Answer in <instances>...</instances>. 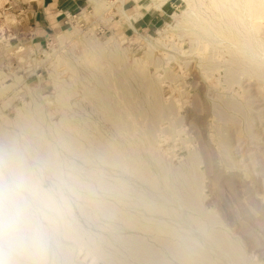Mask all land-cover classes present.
I'll return each mask as SVG.
<instances>
[{
    "label": "bare ground",
    "instance_id": "6f19581e",
    "mask_svg": "<svg viewBox=\"0 0 264 264\" xmlns=\"http://www.w3.org/2000/svg\"><path fill=\"white\" fill-rule=\"evenodd\" d=\"M156 1L163 4L166 0ZM183 1L185 7L173 14V22L158 30V37L140 41L147 49L137 58L127 55L115 35L102 42L93 30L83 33L73 29L74 25L59 32L57 39L63 46L81 35L74 45L80 52L63 51L51 62L34 59L38 65L49 61L51 82L58 90L53 98L41 91L42 86L32 88L18 74L6 73L0 66V94L11 76L16 87L23 85L18 94L30 97L17 106L14 122L20 127L23 143L33 145L37 154L32 157L40 168L48 167L58 187L55 192V188L43 186L44 179L35 176L27 163L29 157L22 152L26 146L10 129L0 126V177L9 183L10 176L19 186L11 190L0 185L2 264H67L71 254L54 253L52 248L63 246L56 237L65 216L61 206H67L73 196L87 207L82 215L90 228L105 224L99 242L114 251H101L92 237L74 236L70 228L65 229V237L76 239L104 264H254L228 232L220 214L204 204L207 171L201 170V165L211 169L206 160L209 155L204 157L202 149L188 145V154L181 161L162 148L165 133L175 139L186 131L179 99L169 90L166 93L164 85L177 78L170 65L177 58L168 53L164 61L156 58L155 52L171 46L172 35L191 39L202 78L218 100L211 119L215 144L232 158L234 112L247 120L245 142L250 151L251 138L261 142L251 133L255 118H249L248 110L252 111L253 103L249 101L247 109L237 97L242 96L244 81H249V86L259 85L258 101L264 99V0ZM120 39L128 41L126 34ZM85 52L92 58H84ZM63 64L68 65L66 72L59 70ZM150 65L156 67L155 73L150 72ZM160 69L163 77L158 75ZM112 70H116L123 91L118 99L109 80ZM254 95L251 93L250 99ZM199 99L197 94V111H203ZM51 105L63 112L56 121ZM263 113H259L258 123H262ZM250 159L264 166L258 158L250 155ZM250 165L246 176L251 179L255 176ZM36 215L52 223L44 244L25 241Z\"/></svg>",
    "mask_w": 264,
    "mask_h": 264
},
{
    "label": "rangeland",
    "instance_id": "374dc122",
    "mask_svg": "<svg viewBox=\"0 0 264 264\" xmlns=\"http://www.w3.org/2000/svg\"><path fill=\"white\" fill-rule=\"evenodd\" d=\"M6 1L7 0H0V12L3 9L2 7L5 6ZM177 4L178 7L173 13H171V16L161 26L151 31H135L133 29L127 30L126 28H123L121 26L115 27L116 25H109V32L106 34H100L96 29L98 24H94L90 28L83 30V33H90L94 31L96 37L100 38L99 40L102 42L115 35L114 38L119 40L122 43V46L126 48L127 55L130 56V58H137L142 56L147 49L145 43L140 41H142L144 37H158V30L165 27L167 23L173 22V14L180 11L181 8L185 7L186 5L183 0H178ZM6 9L7 8L5 7L2 10L3 14L0 13V41H2L1 43H5L7 45L8 48L5 49L8 50V54H11L13 58L14 56L21 55V60H19L18 62L0 61V66L6 73H9L11 75L18 74L20 77H22V81L32 88L42 86L41 91L43 90L44 93H47L50 97L52 96L53 98L54 95L57 94L58 90L51 82V77L48 70L49 61L38 65L34 62V59L43 61L48 58V60L51 59V62L52 60L56 59L58 55L61 56L66 51L74 49L79 53L80 49H78L74 45L75 43H77L81 35L76 36L63 46L59 44L57 34L61 31L66 30L67 27H61L59 24L61 29L57 31L55 36L52 37V39L49 41V45L42 48L40 52L35 53L34 50L31 49L29 43L15 45V41L19 39L18 36L16 37V39H10L9 34H5V29L7 27L12 29V32H14L15 34H17L18 28V16L16 15V11H14V9ZM93 20L94 15L93 17L92 15L87 16L88 22H92ZM69 28H73V26ZM77 28L80 29L77 26L73 29L76 30ZM122 34H126V38H128L127 42H123L120 39V36ZM262 37L264 38V28ZM171 40V46L166 49L159 48L155 52V55L156 58L160 57L164 61H167L165 57L168 53L177 58L176 61L170 63V65L173 66L174 71L176 70L175 73L178 74L177 78L175 81L165 82L164 85L168 87L165 90L166 93H169L170 91V95L179 99V104L182 106L181 114L184 118V129L186 133L182 136H177L175 139H173L172 135H170L169 133H165L166 135L162 136L161 138V140L163 139L161 141V144L163 146L162 148L169 152V156H173L178 160L181 159V161L184 160V158L188 154V145L194 146L197 149L200 148V150L202 149L201 152H203L204 157L205 155L206 157L209 155L207 157L208 159L206 160L210 161L211 169L208 170L206 169L205 165H201V170L207 171L206 178L204 179V194L206 195L204 204L207 208H211L212 210H215L220 214L225 225L227 226L228 232H231L232 237L239 241L247 257L254 264H264V166L262 167L261 163L257 164V166L254 164L256 160L250 159V155H252L255 158H258L259 162H262V164L264 165V118L262 123H258V120H256L259 119V113L264 112V99L262 101H258L257 94L259 93L256 92L259 85L251 84L249 86V81H244L245 85L242 90V96L237 98L238 101L247 104V109L250 108V106L248 105L249 101L253 103L252 111L250 109L248 110V112L250 113L249 118H255V126L251 129V133L252 135L257 136V138H260L259 141L261 142L258 143V140H256V138H251V150L248 151L247 142H245V140H247V120L246 118L244 119V115L231 112V114H234V117L236 115V118L238 119L232 118L231 121L234 128L231 132V147L233 153L232 158L229 159L226 157V155H224V153L222 154L221 149L215 144L212 137L211 119L212 117L214 118V116L212 115L213 108L215 102H217L218 100L214 98V96L216 95L215 91H213V89H210V87L206 82H204L202 78L201 68L199 65L197 66V51H195L193 43L188 36L180 38L177 35H172ZM11 44L15 46L12 47ZM142 44L144 45L142 46ZM22 48H25V50L22 51ZM179 50L185 51L179 53ZM33 53L35 54L33 55ZM29 54L31 55V57H29ZM83 55V57L86 59L92 58L91 55H89L87 52H85ZM107 67H109V64H107ZM67 69L68 65L63 64L59 70L66 72ZM149 69L151 73L156 72V67L153 65H150ZM162 74L163 71L160 69L158 75L163 77ZM109 80L114 86V89L112 90L115 97L118 99V97L123 95V91L119 88L116 70L111 71ZM14 82L15 80L13 77H7L4 84L6 86V89H3L2 93L0 94V126L4 127L7 130L10 129V132L16 134L17 138L19 139V143L22 142V145H25L23 143V134L20 132V127H18L14 121L16 120L17 106H22L23 102L28 101L30 97L24 95L23 93L18 94V92L21 91V87L23 85L17 84L18 86L16 87ZM197 82L199 86H197ZM116 85H118V87ZM252 89L253 91L251 92ZM251 93H255L252 99H250ZM197 94L200 95L199 101L203 106V111H197ZM21 97H23L24 99H22ZM260 99H262V97ZM7 102H10V104H7ZM237 103L235 105L238 106L239 104ZM50 110L51 113L55 114V116H53L55 121L60 119V116H62L63 114L62 111L59 112L57 110L56 105H51ZM7 119H10L12 122H7ZM197 128L198 130H196ZM200 144L203 145L200 146ZM25 146L26 147H23L24 151L22 150V152L24 155L29 157V159L27 158V163L32 165L35 171V176L37 178L44 179L43 186H45L46 189L55 188L54 191H58V187L57 185H55L53 176L49 175L48 173V167L41 165V167H43L44 169L40 168V163L38 162V160L32 157L37 154L36 151L33 150V145L27 144ZM204 152H206V154ZM247 165H250V168L252 167V170L254 172L253 175L255 177L251 179L249 176H246V168H248ZM254 168H256V170H254ZM7 178L10 184L6 183L3 177H0V185L2 184L1 186L8 189H11V187L14 186L12 187V189L15 188L18 190L19 186L12 183V178L10 176H8ZM63 192L68 196H73L72 194L70 195V192H67V190H64ZM27 194L28 196H30V193ZM72 198L73 200H70L67 206H61V209L64 211L65 216L60 220V227H62L60 232L56 233L57 241L59 243L61 242V245L63 244L64 247L59 246V249L53 247L52 251L59 254L65 251L70 253L71 255L69 257V260L67 261V264H104V261L102 259L94 254L89 253L87 249L76 239H74L73 237H65V229L70 228L72 231H74V236H83V238H87L89 236L92 237L94 242L100 246L101 251L108 253L114 251L109 247L103 246L99 242V235H103L105 233V230L103 228L106 227L105 224H101V220H99V224H101L100 227L90 228L84 216L82 215L84 207H87L83 206L82 201H78L77 203V199L75 198V196H73ZM29 200L32 204L37 203L32 199ZM44 224L46 229L48 231L51 230L50 232H52V229L50 227L52 223H49L46 219H44ZM75 232L77 235H75ZM50 240L53 241L54 239L51 238Z\"/></svg>",
    "mask_w": 264,
    "mask_h": 264
},
{
    "label": "crops",
    "instance_id": "0c3cea01",
    "mask_svg": "<svg viewBox=\"0 0 264 264\" xmlns=\"http://www.w3.org/2000/svg\"><path fill=\"white\" fill-rule=\"evenodd\" d=\"M109 2L112 4V14L106 12L105 3L108 6ZM177 3L178 0H166L163 4L156 0H7L2 8L12 7L16 15H23L17 28L21 40L19 44L29 43L36 53L46 46L48 38L52 39L61 29L59 21L64 14L84 13L90 10L95 21L107 24V27L116 25L115 27L121 26L127 30L151 31L161 26L171 16L178 7ZM16 44L18 45L17 42ZM15 45L11 44L12 47ZM5 48H0V61L21 60V55L13 58Z\"/></svg>",
    "mask_w": 264,
    "mask_h": 264
},
{
    "label": "built area",
    "instance_id": "2783aa9c",
    "mask_svg": "<svg viewBox=\"0 0 264 264\" xmlns=\"http://www.w3.org/2000/svg\"><path fill=\"white\" fill-rule=\"evenodd\" d=\"M11 9H12V7H7L6 10H11ZM112 11H113V9H112L111 3L109 2L107 9H106V12L108 14H112ZM90 15H92L90 10L85 11L84 13L82 12V13H74V14H64V16L60 19L59 24L61 27H67V28L75 25L82 30L90 28L94 24H98L96 27L98 33L106 34L109 32L107 25L102 24L101 22L100 23L96 22L95 19L92 22H88L86 17L90 16ZM17 16H18L17 22H18V26H19L21 24V20H22L23 15H21V16L17 15ZM5 34H9L10 39H13V38L16 39L17 36L19 38V35L12 32V29H10L8 27L5 29ZM50 40H51V38H48L46 46L49 45ZM20 41H21L20 38L18 40H16L18 45H19ZM1 42L2 41H0V47L5 48L7 45L5 43H1ZM20 45H22V44H20ZM22 49H23L22 51L25 50V48H22Z\"/></svg>",
    "mask_w": 264,
    "mask_h": 264
},
{
    "label": "clouds",
    "instance_id": "9594fccd",
    "mask_svg": "<svg viewBox=\"0 0 264 264\" xmlns=\"http://www.w3.org/2000/svg\"><path fill=\"white\" fill-rule=\"evenodd\" d=\"M43 215L38 216L33 221V228L30 233L26 234L25 241L29 244H44L48 240L47 229L44 224ZM2 264V262H0Z\"/></svg>",
    "mask_w": 264,
    "mask_h": 264
}]
</instances>
